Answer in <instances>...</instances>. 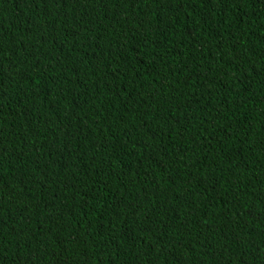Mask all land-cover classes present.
I'll return each instance as SVG.
<instances>
[{
	"label": "trees",
	"instance_id": "obj_1",
	"mask_svg": "<svg viewBox=\"0 0 264 264\" xmlns=\"http://www.w3.org/2000/svg\"><path fill=\"white\" fill-rule=\"evenodd\" d=\"M0 264H264V0H0Z\"/></svg>",
	"mask_w": 264,
	"mask_h": 264
}]
</instances>
